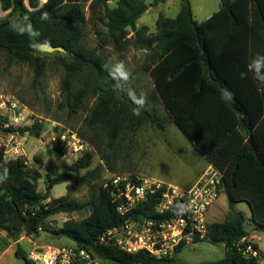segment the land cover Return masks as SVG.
Masks as SVG:
<instances>
[{
	"label": "trees",
	"instance_id": "1",
	"mask_svg": "<svg viewBox=\"0 0 264 264\" xmlns=\"http://www.w3.org/2000/svg\"><path fill=\"white\" fill-rule=\"evenodd\" d=\"M167 1L156 0V4ZM87 2L48 0L42 5L41 0H0V13L10 11L8 19L0 21V52L27 64L34 72L33 86L40 88L46 76L41 45L66 51L56 53L64 57L63 93L70 115L87 112L88 127H105L103 161L113 173L127 122L135 137L146 125L164 131L169 123L176 124L207 162L223 174L231 207L224 222L209 224L203 240L224 244L225 257L202 264H261L257 244L252 245L259 257L244 254L240 242L250 237V232L245 215L234 206L246 203L254 231L264 232V81L251 66L258 55L264 56V0H222L219 10L201 23L194 18L191 2L182 0L176 18L159 16L154 34H149L147 27H138L150 8L149 0ZM87 13L99 41L97 49H89L84 42ZM111 48L118 53L131 49L145 52L142 71L149 81L146 94L134 97L137 92L129 86L131 77L114 76L105 53ZM259 75H264V66ZM142 97L146 102L141 107L136 100ZM91 98L95 102L89 107ZM134 109L140 114L134 115ZM8 124L9 118L0 116V133L16 131L38 138L44 130L38 120L32 126L4 129ZM63 147H56V152L62 154ZM36 160L47 171L46 194L39 192L43 178L39 169L29 166L26 158L6 161L0 150V232H6L14 242L23 237L36 242L40 227L48 225L52 217L90 207V214L82 220L70 219L60 229H45L81 247H94L116 264H176L175 257L158 259L144 252L128 254L98 245L106 231L127 220L157 218V196L124 216L114 201L117 188L113 181L96 185L90 203L70 196L51 199L50 191L88 170L93 156L85 153L62 173L53 162ZM184 248H179L176 256ZM16 257L31 264L20 249Z\"/></svg>",
	"mask_w": 264,
	"mask_h": 264
},
{
	"label": "rangeland",
	"instance_id": "2",
	"mask_svg": "<svg viewBox=\"0 0 264 264\" xmlns=\"http://www.w3.org/2000/svg\"><path fill=\"white\" fill-rule=\"evenodd\" d=\"M88 1L90 0H80ZM193 7L194 18L201 23L219 10L222 0H189ZM115 6V2H111ZM150 8L138 21V27H147L149 34L156 33V22L160 15L167 18H176L182 7V0H168L166 3H157L149 0ZM10 11L0 13V21L9 17ZM84 42L89 49H97L99 41L95 35L93 25L90 22V13H87V22L83 26ZM133 35V32H132ZM108 56V65L111 72L117 78H125L117 71L120 65L127 77H131L130 88L137 93L133 96L139 98L146 94L148 79L142 71L145 52L131 49L126 53H118L112 48L105 52ZM46 61V76L43 86H33L34 72L27 64L15 62L5 53L0 52V105L4 102L5 108L1 109V115L9 118L8 128H23L32 126L38 120L44 124V130L40 137L34 138L29 134L19 135L23 146L24 157L29 166L35 167L43 174L39 181V192L47 193V171L39 165L36 159L45 164L53 162L58 166V173L67 172L68 167L75 163L85 153L93 156L92 166L81 171L73 180L66 184L55 186L49 195L51 199L70 196L81 203H90L93 199L94 187L102 183H109L114 179H131L133 176L152 177L164 182L183 186L192 183V179L199 170L207 166V161L198 152L196 146L191 143L180 128L169 123L166 130H157L150 125L144 126L135 137L130 133V122L121 148L117 152L115 172H111L103 161L106 148V129L102 125L88 127L87 112H80L71 116L63 93L66 68L63 64V56L57 53H44ZM95 102V98L89 100V107ZM11 103H16L18 109L11 111ZM18 117V123L15 118ZM18 132L0 133V149ZM66 137L63 153L56 152V147L62 145L59 138ZM57 139V142H53ZM14 140L12 141V143ZM201 173V172H199ZM198 173V174H199ZM200 175V174H199ZM235 210L242 212L246 218V228L254 231V225L250 222L251 210L246 203H238ZM231 207L227 193L224 191L215 206L210 210L208 219L210 223L224 222L230 215ZM90 214V207L80 213L58 214L50 220L54 228L60 229L70 219L82 220ZM255 232V231H254ZM259 239L256 242L260 246L261 264H264V232L256 231ZM74 241L61 236L49 239L42 245L56 247L71 246ZM12 246L4 255L1 264H26L24 260L16 257L20 249L26 258L34 250L33 240L23 238L14 242L6 232H0V255L6 248ZM225 257L224 244H213L202 241L198 244L188 245L175 256L176 264H202L204 262L219 261ZM105 264H116L104 260Z\"/></svg>",
	"mask_w": 264,
	"mask_h": 264
},
{
	"label": "built area",
	"instance_id": "3",
	"mask_svg": "<svg viewBox=\"0 0 264 264\" xmlns=\"http://www.w3.org/2000/svg\"><path fill=\"white\" fill-rule=\"evenodd\" d=\"M47 2L48 0H41L42 5ZM5 107L3 102L0 105V115L1 109ZM17 109L18 105L11 103L10 110ZM19 120L21 118H15L16 123ZM19 135H12L8 144L0 149L6 161L25 158L20 142L22 137ZM53 142H57V139H53ZM59 142L65 145L66 137L59 138ZM113 184L117 188L114 201L121 215H126L157 196L154 210L158 217L127 220L106 231L100 237L98 245L116 248L128 254L144 252L158 259H171L176 256L179 248L206 239L210 210L225 191L223 174L212 164L188 188L140 175L131 179H114ZM47 224L40 227V232L46 230L45 226L54 228L50 219ZM240 244L246 256L259 257V252L253 248L254 243L249 237H244ZM33 245L35 248L28 258L31 264H105L106 260L96 248L81 247L76 242L63 247L37 242H33Z\"/></svg>",
	"mask_w": 264,
	"mask_h": 264
},
{
	"label": "water",
	"instance_id": "4",
	"mask_svg": "<svg viewBox=\"0 0 264 264\" xmlns=\"http://www.w3.org/2000/svg\"><path fill=\"white\" fill-rule=\"evenodd\" d=\"M41 52H44V53H56V52L66 53V51L63 48L53 47V46L48 45V44L41 45ZM249 143H250L253 151H256L253 139H250ZM59 237H61V234H59V233H55V232L50 231V230H43L40 232L39 236L37 237L36 242H37V244H42L49 239H56Z\"/></svg>",
	"mask_w": 264,
	"mask_h": 264
},
{
	"label": "clouds",
	"instance_id": "5",
	"mask_svg": "<svg viewBox=\"0 0 264 264\" xmlns=\"http://www.w3.org/2000/svg\"><path fill=\"white\" fill-rule=\"evenodd\" d=\"M251 66L255 68V70H256V72H257V75H258V79H259L260 81H264V75H259L260 68H261L262 66H264V56H259V55H258L257 58H255V59L252 61V65H251ZM117 71L120 73V75H122V76H124L125 78H127V74H126V72L123 71V66H122V65H120V66L118 67ZM242 75H243V74H242ZM145 102H146V101H145V99H144L143 97H142L141 99H139V100H136V103H137L138 105H140L141 107L144 105ZM133 114H134V115H139V114H140L139 109H134V110H133Z\"/></svg>",
	"mask_w": 264,
	"mask_h": 264
},
{
	"label": "crops",
	"instance_id": "6",
	"mask_svg": "<svg viewBox=\"0 0 264 264\" xmlns=\"http://www.w3.org/2000/svg\"><path fill=\"white\" fill-rule=\"evenodd\" d=\"M217 12V11H216ZM213 15V14H212ZM211 15V16H212ZM210 16V17H211ZM209 19V18H208ZM195 145V144H194ZM205 159V158H204ZM206 160V159H205ZM207 161V160H206ZM210 166V163H208L207 162V166L206 167H204V168H202L201 170H199L198 172H197V174L194 176V178L192 179V183L190 184V183H186L187 185H183V186H181V187H184V188H188V187H190V186H192L198 179H199V177L202 175V173L208 168ZM199 172H201V173H199ZM200 175H199V174ZM167 183V182H166ZM250 232V237H249V239L254 243V244H257L258 245V247H259V249H260V246H259V244L256 242V240L257 239H259V237H258V235L256 234V231L254 232V231H249ZM23 238H26V237H23ZM22 238V239H23ZM27 239H29V238H27ZM30 240V239H29ZM20 241V240H19ZM16 243V242H15ZM12 246H9L8 248H6L5 250H4V252L0 255V264L2 263V258L4 257V255L6 254V253H8L9 251H10V248H11Z\"/></svg>",
	"mask_w": 264,
	"mask_h": 264
}]
</instances>
